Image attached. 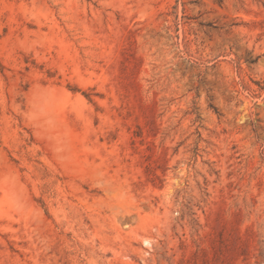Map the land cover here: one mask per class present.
I'll return each instance as SVG.
<instances>
[{"label": "rangeland", "instance_id": "rangeland-1", "mask_svg": "<svg viewBox=\"0 0 264 264\" xmlns=\"http://www.w3.org/2000/svg\"><path fill=\"white\" fill-rule=\"evenodd\" d=\"M0 264H264V0H0Z\"/></svg>", "mask_w": 264, "mask_h": 264}]
</instances>
